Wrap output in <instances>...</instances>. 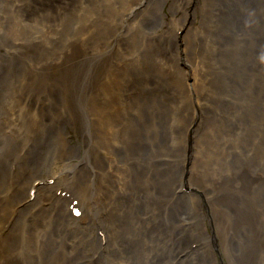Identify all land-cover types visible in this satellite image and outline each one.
<instances>
[{
  "label": "bare ground",
  "instance_id": "6f19581e",
  "mask_svg": "<svg viewBox=\"0 0 264 264\" xmlns=\"http://www.w3.org/2000/svg\"><path fill=\"white\" fill-rule=\"evenodd\" d=\"M81 1L95 10L97 0ZM167 2L181 12L176 0H140L121 29L104 17L109 38L99 17L75 12L0 17V264H264V17L251 0L223 5L216 24L199 27L213 31L208 52L181 22L177 53L176 39L162 41ZM146 28L161 36L148 53L137 44ZM150 54L184 58L186 76L193 68L192 86H173L189 94L180 106L195 116L190 146L166 126L172 94L151 95L160 83ZM126 55L141 57L136 70ZM200 111L213 114L203 127ZM228 112L242 119L228 123Z\"/></svg>",
  "mask_w": 264,
  "mask_h": 264
},
{
  "label": "rangeland",
  "instance_id": "374dc122",
  "mask_svg": "<svg viewBox=\"0 0 264 264\" xmlns=\"http://www.w3.org/2000/svg\"><path fill=\"white\" fill-rule=\"evenodd\" d=\"M24 1L25 0H0V17H19V15L20 17H50L52 15V17L60 18V17H74V16H70V14L72 12H75V16H76L75 19H80L81 17H99L102 20V24H98L99 28L100 29L103 28L104 30H106L107 34L105 35L107 37L108 36L110 37V34H111L110 25L106 24V22L104 21V17H112V19L119 17L120 21L117 23V25L118 24L119 25L117 26L116 24H113L112 27L115 29L116 28L115 26H117L118 29H121L120 26H123L122 24H120L121 21L127 20L126 17H136L135 15L136 13L135 14L131 13V9L134 6V4H136L140 0H97L96 6H94L95 7L94 11H92V9L89 8L88 4H86L85 6H82L86 2H82L81 0H76V2L75 0H69L71 2H74V4L70 6L68 5L69 2L67 0H59V2L65 3L67 5V8L62 9V12H57L52 9L48 10V7L46 6V3L44 2L45 0H29L30 5L28 7H26V3L23 5ZM238 1L239 3H241L242 0H238ZM164 2H166V0H164ZM234 2L235 0H186V1L176 0L175 3L179 5L180 10H181V12H179L178 14H175L174 12L169 10V7L171 4L167 2L164 8L165 14L167 15V22L165 26L166 28H170V31L166 29L164 32L166 33V35H170V39L163 38L162 41L164 42V44L165 43L167 44V42L171 40L172 38L176 39L175 43H177V48H178L176 49L177 53L178 51L183 50L181 48L185 47L184 45L185 40L183 38V35L185 34V30L183 32V30L176 29L175 27H177V25H181L179 23L185 22L188 24V26L192 25L194 27L195 35L193 37V41H196L198 43L197 45L199 46V48L203 46V48H205L204 52H208L207 45L209 43L208 41L211 38L213 31L208 33L207 30L218 22V21H214L213 19L220 15L222 10L224 9V6L227 10H230L232 8L233 9L237 8L236 6H233ZM154 3L156 2L155 1L152 2V5H154ZM201 3L205 5L204 9L200 8ZM250 4H251L250 9L252 10L251 14L253 17H264V0H256V1L251 0ZM141 8L142 6L140 5L139 9ZM9 10L15 11L16 14L11 13ZM63 12H66V15H61V13ZM50 13L52 14L49 15ZM84 13L86 14V16L84 15ZM146 14H147V11H145V13H143L141 16L144 17L145 15V17H149ZM225 14H228V13L225 12ZM237 14H240V13L236 12L235 16H237ZM137 16L140 17V14H137ZM211 18H212V22L210 21ZM208 21L210 22L208 23V28L206 31L199 28V27H202L203 22H208ZM255 26H257V24ZM215 29L217 30V28ZM147 30H148L147 28L144 30V34H141L139 31L137 32L138 33V37H137L138 43L137 44L142 43L143 44L141 45L142 50L145 51L146 53H148L149 51L150 52L153 51L157 45L156 41L159 38H161V36H157V37L150 39L149 36H147L148 35ZM261 30L264 33V24ZM162 31L163 29L161 30V32ZM58 36L61 39L65 40L66 37H68V34L67 32L64 33L63 31V32H59ZM148 39L151 40L149 44L146 43ZM103 43L100 42L101 46H103ZM98 46L101 48L99 43H98ZM153 46L154 48H152ZM166 50L168 52L171 51L170 49H166ZM131 51L134 52L135 50H131ZM151 55L152 54L147 55L146 56L147 60H145L149 66V71H150L149 74L151 78L155 79L156 81L160 83V87L158 88V90H154L155 88L151 90V95L158 96V98L161 99L162 91L166 92L165 90H163V88H166L168 92L172 94L171 97H169V99L167 100V105L169 107V113H168L169 119L166 121V126L167 127L169 126L170 130L171 129L175 130V132L181 137V140H182L181 144H184L183 139L185 137L186 138L185 141H187L190 146V142L192 140L197 141L195 138H198V137H197V134L194 137V131H193V134L188 135L187 129L185 130L184 128L186 127V124H189V122L191 121L190 119L195 118V116L194 115L192 116V111H188L187 109L181 108L180 106V103L184 99H187L189 97V94L187 92L174 90L173 86L176 84L182 83V80L184 78H186L188 82L191 84L192 79H193V77L191 76L193 72V68L189 69V76H186L183 70H186L188 68V63L184 58H182L181 63H177L175 62V58H176L175 54L168 55L169 57L172 56L171 58L174 60L173 62H171L170 59L167 61L166 60L167 58H162L156 55L151 56ZM195 55H196L195 58L198 59L199 54H195ZM126 57H128V59L130 60V65L134 67V70H136V67L138 66L137 60L141 59V57H135V56L130 57L127 55ZM203 65H205V69L209 70L210 69L209 67L212 64L209 65V63L205 62V64ZM208 77L209 75L204 77L203 86L207 84ZM233 109L234 111L236 110L234 106H233ZM205 112L206 111H204V113ZM221 112L222 111L218 113H214V114L216 115V117L220 118L219 116H221ZM202 114L203 112L200 111L198 117L201 118ZM228 114L232 118L228 121V123H232L235 125L239 117L240 119H242V117L240 115L237 116L235 112H228ZM203 115L206 117H204L202 124H201L200 119L197 120L200 126L202 127L206 123L205 122L206 118L209 117L211 119L213 114L212 112H207ZM235 118H237V120H235ZM213 120L219 121V119H215V118ZM227 135H231L232 137L236 136L234 132L227 134ZM262 150H264V147L259 148L258 152H259V157L261 159L259 157L258 159L264 163V156L261 154ZM248 155L250 156L252 160L255 159V154L253 153V151L249 152ZM220 257H222V258H219L220 264H230L229 260L225 256L221 255Z\"/></svg>",
  "mask_w": 264,
  "mask_h": 264
}]
</instances>
